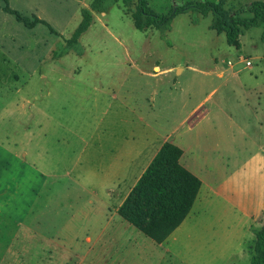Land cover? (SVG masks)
Masks as SVG:
<instances>
[{"label": "rangeland", "instance_id": "1", "mask_svg": "<svg viewBox=\"0 0 264 264\" xmlns=\"http://www.w3.org/2000/svg\"><path fill=\"white\" fill-rule=\"evenodd\" d=\"M190 1H221L239 17L251 15V2H264L148 0V5L166 14ZM90 2L0 0V144L8 147V152L0 148V211L25 222L23 227L1 226L0 264H54L52 241L66 220L75 215L76 230L84 236L90 217L95 220L105 206L118 207L139 175L132 176L136 166L123 182L111 174L110 158L121 149V135L136 142L151 129L155 146L168 133L175 135L185 113L216 87L215 66L226 67L230 60L240 75L264 72L260 27L242 30L236 49L209 28L210 16H199L194 24L189 12L179 13L161 36L154 28L137 30L130 17L134 7L127 10L121 3L105 14H92L90 27L78 38V55L68 49V40ZM12 12L33 25L25 26ZM239 58L249 60L251 68ZM217 98L213 93L208 105ZM236 104L242 107L239 99ZM207 140L213 144L212 133ZM228 140L237 152L220 165L221 173L239 168L253 152L239 134ZM263 221L256 220L250 230ZM97 227L89 232L96 234ZM114 229L121 235L116 221L107 234ZM254 240L253 235L246 244L250 257ZM107 242L98 245V252L104 247L100 264H121V239ZM126 264L181 262L146 250Z\"/></svg>", "mask_w": 264, "mask_h": 264}, {"label": "crops", "instance_id": "2", "mask_svg": "<svg viewBox=\"0 0 264 264\" xmlns=\"http://www.w3.org/2000/svg\"><path fill=\"white\" fill-rule=\"evenodd\" d=\"M214 69L218 78L216 87L197 106L187 110L182 121H189H181L175 135L168 133L166 141L159 146L154 145L156 134L151 129L149 135H138L136 142H127L121 135V149L118 146L117 154L110 158L115 181L120 176L121 182L125 181L127 172L136 166L132 176L139 175L133 187L165 142L178 147L181 150L179 164L201 182L192 207L179 227L159 244L121 218L117 210L130 189L121 197L118 207L109 210L105 206L98 211L95 220L90 217L86 226L83 225L86 228L84 236L76 230L79 225H75V215L66 220L58 237L52 241L54 264H66V261L70 264H100L104 247L98 252V245L106 241L108 244L117 242L119 238L121 264L132 261L146 250L176 258L181 264H249L246 244L254 235L251 225L264 219V72L243 76L228 66H215ZM169 84L174 86L175 82ZM173 89L168 87L166 91ZM213 93L218 94V98L208 105ZM238 99L241 108H237ZM211 133L213 144L207 140ZM234 133L239 134L245 143H250L253 152L239 168L221 173L220 165L229 163L237 152L235 143L228 140ZM0 148L8 152L5 145L0 144ZM26 158L27 154L23 152L21 162L26 164ZM89 187L95 190L92 185ZM97 218L100 223L96 222ZM114 221L121 225V235L115 229L107 234ZM24 223L19 224L0 211V228L3 224L23 227ZM97 224L99 231L96 234L89 232ZM11 242L12 238H9L5 244Z\"/></svg>", "mask_w": 264, "mask_h": 264}, {"label": "trees", "instance_id": "3", "mask_svg": "<svg viewBox=\"0 0 264 264\" xmlns=\"http://www.w3.org/2000/svg\"><path fill=\"white\" fill-rule=\"evenodd\" d=\"M5 1V0H4ZM117 3L131 10L130 17L139 31L154 28L164 36L172 19L179 13H190L192 23L199 16H210L209 28L224 34L227 45L241 47L239 36L242 30L262 28L260 40L264 44V2L253 1L249 5V17H239L225 10L221 1H190L172 8L166 14L154 12L148 0H91L88 8L82 9L81 20L68 40V49L82 53L78 38L87 31L92 14H105ZM24 25H33L27 19L12 12ZM42 24L46 23L44 21ZM181 150L165 142L141 174L135 185L119 206L118 215L156 243H162L186 218L197 196L201 182L179 164ZM255 240L249 264H264V221L259 229L252 230Z\"/></svg>", "mask_w": 264, "mask_h": 264}, {"label": "built area", "instance_id": "4", "mask_svg": "<svg viewBox=\"0 0 264 264\" xmlns=\"http://www.w3.org/2000/svg\"><path fill=\"white\" fill-rule=\"evenodd\" d=\"M238 63L244 64L245 67L251 66V62L249 60L244 59V58H239ZM226 64L230 68H233V66H234V63L230 60Z\"/></svg>", "mask_w": 264, "mask_h": 264}]
</instances>
